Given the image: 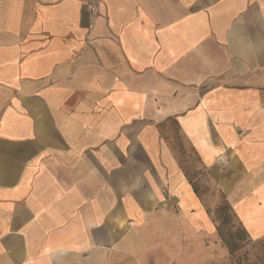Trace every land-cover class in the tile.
Listing matches in <instances>:
<instances>
[{
  "label": "crops",
  "instance_id": "0c3cea01",
  "mask_svg": "<svg viewBox=\"0 0 264 264\" xmlns=\"http://www.w3.org/2000/svg\"><path fill=\"white\" fill-rule=\"evenodd\" d=\"M179 137L262 235L264 0H0V264H128L208 217Z\"/></svg>",
  "mask_w": 264,
  "mask_h": 264
},
{
  "label": "rangeland",
  "instance_id": "374dc122",
  "mask_svg": "<svg viewBox=\"0 0 264 264\" xmlns=\"http://www.w3.org/2000/svg\"><path fill=\"white\" fill-rule=\"evenodd\" d=\"M177 140L182 170L192 176L196 174L198 197L208 217L204 216L201 208H197L192 214L198 218H191L192 222L188 224L181 218L179 208L175 207L176 216L180 219L176 224L172 219L170 223L166 219L165 223L166 229L173 228L174 233L170 235L161 228H148V237H153L148 255L128 258V264H131V259L138 261H133V264H264V233L258 237L248 234L224 193L202 171L198 157L182 138ZM218 225L225 236L238 245L234 251L230 252L221 240Z\"/></svg>",
  "mask_w": 264,
  "mask_h": 264
},
{
  "label": "trees",
  "instance_id": "16d2710c",
  "mask_svg": "<svg viewBox=\"0 0 264 264\" xmlns=\"http://www.w3.org/2000/svg\"><path fill=\"white\" fill-rule=\"evenodd\" d=\"M189 182L191 183L192 187H193V190L194 192L199 195V190H198V187L196 185V181L194 180V178L192 176L189 177ZM225 206H228V203H225L224 204ZM240 220V219H239ZM241 222V221H240ZM243 225V224H242ZM244 227V226H243ZM218 229V233L220 235V238L221 240L223 241V243L227 246L228 250L230 252L234 251L238 245L236 244V242L230 240L227 236H225V234L221 231V228H220V225H218L217 227ZM244 229L246 230V228L244 227ZM247 231V230H246Z\"/></svg>",
  "mask_w": 264,
  "mask_h": 264
},
{
  "label": "built area",
  "instance_id": "2783aa9c",
  "mask_svg": "<svg viewBox=\"0 0 264 264\" xmlns=\"http://www.w3.org/2000/svg\"><path fill=\"white\" fill-rule=\"evenodd\" d=\"M86 10L88 12L89 18L92 20L96 12V4L93 1H88L86 3Z\"/></svg>",
  "mask_w": 264,
  "mask_h": 264
}]
</instances>
